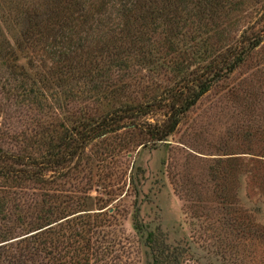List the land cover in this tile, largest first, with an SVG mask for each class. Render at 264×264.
I'll use <instances>...</instances> for the list:
<instances>
[{
    "label": "trees",
    "instance_id": "trees-1",
    "mask_svg": "<svg viewBox=\"0 0 264 264\" xmlns=\"http://www.w3.org/2000/svg\"><path fill=\"white\" fill-rule=\"evenodd\" d=\"M243 1L32 0L13 14L18 32L9 41L1 25L10 16L0 15V91L37 110L30 124L33 129L17 137V151L0 148V264H79L78 251L89 250L90 234L104 227L105 219L99 218L103 213L77 214L80 211L64 206L67 201L55 202L47 194L39 206L36 201L23 206L12 199L16 215L30 219L29 228L17 235L12 229L3 230L8 218L6 188L46 187L52 181L43 178L44 171L76 169L86 144L116 131L138 139L136 161L164 145L181 116L212 85L248 61L260 44L259 37L249 41L244 34L234 45L223 43L232 14ZM108 8L118 24L106 39L85 43L80 33H86L90 17ZM30 55L49 59L47 71L32 74L36 65ZM131 63L147 71L156 66L166 70L165 78L173 86H165L163 96L156 89L141 90L140 98L146 101L133 103L127 79L121 76ZM71 102L83 107L71 112ZM55 108L65 113V120L53 116ZM157 110L163 118L159 123L143 120ZM146 173L135 164L130 185L135 187L136 177ZM134 194L139 203L133 205L131 225L143 241L147 264H181L184 249L172 247L157 228L144 225L140 211L148 197L142 187ZM63 240L68 251L60 250ZM75 240L83 245L74 248Z\"/></svg>",
    "mask_w": 264,
    "mask_h": 264
},
{
    "label": "rangeland",
    "instance_id": "rangeland-1",
    "mask_svg": "<svg viewBox=\"0 0 264 264\" xmlns=\"http://www.w3.org/2000/svg\"><path fill=\"white\" fill-rule=\"evenodd\" d=\"M7 1L0 0V15L10 16L1 25L9 41L18 32L13 14L32 0H9L11 5ZM90 19L87 28H81L86 31L80 33L85 43L106 39L118 24L111 8ZM229 24L225 45L241 41L243 34L249 41L259 37L260 44L249 53L248 61L212 85L181 116L164 145L136 161L138 139H127L124 130L94 139L80 152L76 169L44 171L43 178L52 181L46 187L6 188L8 218L3 230L12 229L18 235L29 228L30 219L16 215L12 199L23 206L36 201L39 206L47 194L55 202L67 201L64 206L80 211L77 214L103 213L99 218L105 219L104 227L90 234L89 250L78 251L79 264H147L143 241L131 225L133 205L139 203L134 190L142 187L148 197L140 211L142 222L157 228L172 247L184 249L181 264H264V0L243 1ZM30 58L36 65L35 75L51 64L47 58ZM18 63L24 64L23 60ZM151 70L131 63L123 72L126 76L121 72L133 103L146 101L140 98L141 90L156 89L163 96L164 87L173 86L165 78L166 70L157 66ZM68 107L74 112L83 103L71 102ZM32 109L0 91L4 152H16L17 137L33 129L30 124L37 110ZM161 113L157 110L143 120L159 123ZM64 114L53 110L56 119H64ZM135 164L147 173L137 176L133 187L129 181L135 176ZM65 241L60 247L63 252L68 251ZM73 245L77 249L83 244L75 240Z\"/></svg>",
    "mask_w": 264,
    "mask_h": 264
}]
</instances>
